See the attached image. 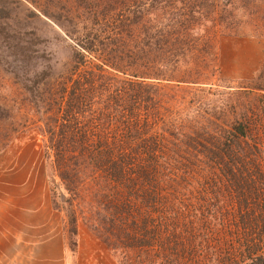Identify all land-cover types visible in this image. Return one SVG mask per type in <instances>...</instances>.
Segmentation results:
<instances>
[{
  "label": "trees",
  "instance_id": "obj_1",
  "mask_svg": "<svg viewBox=\"0 0 264 264\" xmlns=\"http://www.w3.org/2000/svg\"><path fill=\"white\" fill-rule=\"evenodd\" d=\"M215 1L74 0V78L55 87L42 72L24 88L68 194L88 184L101 205L108 186L128 181L122 202L102 211L103 241L123 244L137 264H264V83L251 99L239 91L219 111L212 104L215 119L195 125L181 124L184 105L162 85L219 73L217 32L228 34L239 9L264 2ZM9 115L0 107V123ZM129 195L141 204L134 217Z\"/></svg>",
  "mask_w": 264,
  "mask_h": 264
},
{
  "label": "rangeland",
  "instance_id": "obj_2",
  "mask_svg": "<svg viewBox=\"0 0 264 264\" xmlns=\"http://www.w3.org/2000/svg\"><path fill=\"white\" fill-rule=\"evenodd\" d=\"M248 8L237 11L228 34L217 32L215 36L219 73L198 80L201 84H162L170 98L184 105L188 117L183 116L181 124L193 121L195 125L214 118L210 106L219 111L228 95L243 91L251 99L260 93L256 88L259 82L264 83V2ZM73 49L74 0H0V107L8 110L13 120L0 123V146L6 143L0 150V256L13 254L22 237L28 245L45 240L58 246L62 241L65 264H137V257L123 251V244L121 249L108 248L103 241L109 235L105 234L102 211L109 212V206L122 202L117 194H127L128 181L108 186L102 197L109 200H101V205L89 196L88 184H81L77 196L68 194L44 155L38 131L43 126L41 110L28 102L30 96L24 90L42 72H47L48 79L41 82L55 87L70 75L74 78ZM219 91L221 95H217ZM217 111L214 113L224 119ZM141 114L140 124L147 113ZM152 122L155 131L157 124L153 128ZM174 148L182 151L180 145L174 144ZM123 201H129L125 208L134 217L140 202L131 195ZM117 241L111 236L109 242Z\"/></svg>",
  "mask_w": 264,
  "mask_h": 264
},
{
  "label": "crops",
  "instance_id": "obj_3",
  "mask_svg": "<svg viewBox=\"0 0 264 264\" xmlns=\"http://www.w3.org/2000/svg\"><path fill=\"white\" fill-rule=\"evenodd\" d=\"M23 224V222H18ZM9 237V235H7ZM21 242L17 243V250L13 254L0 256L3 264H65L63 258V243L52 246L49 242L25 244V239L21 237ZM27 241V240H26ZM24 242V243H22Z\"/></svg>",
  "mask_w": 264,
  "mask_h": 264
}]
</instances>
